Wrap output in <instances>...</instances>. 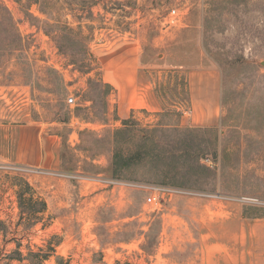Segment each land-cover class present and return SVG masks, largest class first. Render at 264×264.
<instances>
[{"label": "rangeland", "instance_id": "1", "mask_svg": "<svg viewBox=\"0 0 264 264\" xmlns=\"http://www.w3.org/2000/svg\"><path fill=\"white\" fill-rule=\"evenodd\" d=\"M125 59L157 111L116 114L109 71ZM206 65L220 111L193 126L186 72ZM22 181L46 202L33 225ZM156 187L170 191L146 203ZM257 218L264 0H0V264H249Z\"/></svg>", "mask_w": 264, "mask_h": 264}, {"label": "crops", "instance_id": "2", "mask_svg": "<svg viewBox=\"0 0 264 264\" xmlns=\"http://www.w3.org/2000/svg\"><path fill=\"white\" fill-rule=\"evenodd\" d=\"M127 52L126 47L125 53ZM185 80L187 82V110L184 111L185 116H182V119L193 126L210 127L215 125L220 111V86L217 69L212 65L189 68ZM109 84L115 95V111L120 117L127 116L136 108L156 111L160 109V102L150 81L144 71L140 70L135 60H115L114 66L110 67ZM32 153H36L35 148ZM30 159L32 156L29 157ZM45 160L48 163L49 157L45 156ZM53 162L51 161V163ZM233 218V215L228 217L231 224ZM234 226L236 229L229 232L244 233L245 217L236 214ZM247 231L248 236L251 237L252 247L251 260L248 263L264 264V218L250 221L247 224Z\"/></svg>", "mask_w": 264, "mask_h": 264}, {"label": "trees", "instance_id": "3", "mask_svg": "<svg viewBox=\"0 0 264 264\" xmlns=\"http://www.w3.org/2000/svg\"><path fill=\"white\" fill-rule=\"evenodd\" d=\"M129 122L130 119H125L122 124L126 127L129 126ZM115 158L117 159V156H115ZM21 185L22 186H20V188L17 190V200L20 214L19 219H23L25 216L28 224L33 225L35 224L36 220L39 219L38 215L43 214L46 211V202L41 197L34 198V192L26 181H22ZM25 196L27 197L25 198ZM34 202H38L37 206L33 205ZM1 232L5 238V233H3L4 231H0V233ZM44 258H47V256H45Z\"/></svg>", "mask_w": 264, "mask_h": 264}, {"label": "built area", "instance_id": "4", "mask_svg": "<svg viewBox=\"0 0 264 264\" xmlns=\"http://www.w3.org/2000/svg\"><path fill=\"white\" fill-rule=\"evenodd\" d=\"M175 9L171 10V14L175 13ZM68 102L71 104L74 102L73 97L68 98ZM170 188L167 187H156L153 191L149 192L148 196L145 198L146 203L152 205H158L160 203L161 193L164 194L165 192H169Z\"/></svg>", "mask_w": 264, "mask_h": 264}]
</instances>
